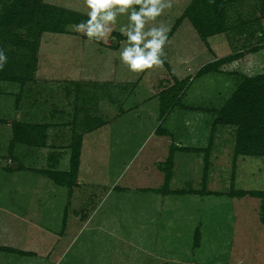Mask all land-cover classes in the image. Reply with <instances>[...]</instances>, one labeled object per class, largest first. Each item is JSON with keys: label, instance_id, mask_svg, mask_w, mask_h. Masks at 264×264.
Returning <instances> with one entry per match:
<instances>
[{"label": "rangeland", "instance_id": "374dc122", "mask_svg": "<svg viewBox=\"0 0 264 264\" xmlns=\"http://www.w3.org/2000/svg\"><path fill=\"white\" fill-rule=\"evenodd\" d=\"M43 1L85 12L83 0ZM190 1L146 25L165 27L168 43L163 64L139 74L118 59L127 14L106 43H86L78 23L44 32L27 82L16 77L30 52L9 40L25 26L0 28V74L22 71L0 78V264H264V196L236 195L264 190V157L235 154V125L212 126L237 73L264 71V48H249L264 44V3H231L236 28L204 38L182 16ZM86 70L97 80L74 73ZM17 123L38 125L45 144H13ZM79 136L82 162L58 184L46 172L69 169Z\"/></svg>", "mask_w": 264, "mask_h": 264}, {"label": "trees", "instance_id": "16d2710c", "mask_svg": "<svg viewBox=\"0 0 264 264\" xmlns=\"http://www.w3.org/2000/svg\"><path fill=\"white\" fill-rule=\"evenodd\" d=\"M240 0H191L186 7L183 17H187L195 29L202 37L214 35L230 29H235L236 26L228 22V6ZM262 5L264 0H260ZM139 8V6L135 5ZM263 7V6H262ZM85 12L61 7L59 5L47 3L43 0H0V28L10 26V28H20L21 21L25 26L24 34L13 32L12 38L8 36L10 42L21 48L22 52L29 51L31 60H22L23 77H16V81L27 82L34 80L33 73L37 68V51L41 37L44 32L65 33L67 26L71 23H80L86 21ZM259 36H262L259 31ZM251 51H256L264 48V44H256L249 47ZM243 51L230 55L212 64L204 65L201 73L222 62L234 60L242 56ZM26 56V55H25ZM33 56V57H32ZM24 57V56H23ZM227 59V60H226ZM16 71L21 73L20 68ZM8 71L0 74V78L15 80L13 74ZM26 72V73H25ZM240 77L236 88L226 99L220 109L215 111V118L212 126L216 124H232L236 126L234 152L237 155L243 156H263L264 157V71L254 75H246L237 73ZM174 104L181 105L182 103L176 99ZM165 112V109H162ZM92 125L88 127L90 130ZM44 130L38 125H27L17 123L13 127V144L22 142L34 146H43L45 143ZM72 145L69 159V169L67 171L54 170L46 172V175L54 182L64 185L68 184L67 176H74L80 163V141L79 136ZM17 161V160H16ZM19 162V161H17ZM206 163V162H205ZM207 164V163H206ZM172 165V157H168L166 169L169 170ZM206 165L204 169H206ZM11 169H18L17 166H11ZM204 182L206 172L204 173ZM169 179V173L166 175V181ZM203 182V183H204ZM249 194L252 196H264V190H238L236 195Z\"/></svg>", "mask_w": 264, "mask_h": 264}, {"label": "clouds", "instance_id": "9594fccd", "mask_svg": "<svg viewBox=\"0 0 264 264\" xmlns=\"http://www.w3.org/2000/svg\"><path fill=\"white\" fill-rule=\"evenodd\" d=\"M86 21L74 26L75 31L87 37L86 43L107 40L111 25L119 14H127L129 23L120 28L126 40L122 42L119 62L131 73H143L163 64L164 48L168 43L167 29L163 26L146 29L162 13L172 7V0H83ZM134 5L139 8L133 7ZM7 62L0 50V69Z\"/></svg>", "mask_w": 264, "mask_h": 264}, {"label": "crops", "instance_id": "0c3cea01", "mask_svg": "<svg viewBox=\"0 0 264 264\" xmlns=\"http://www.w3.org/2000/svg\"><path fill=\"white\" fill-rule=\"evenodd\" d=\"M53 33V32H52ZM53 34H60V33H53ZM61 34H64V33H61ZM63 57H65V56H63ZM66 58V57H65ZM80 62H84V63H88V59L87 58H81L80 60H79ZM89 71H91V72H89ZM75 73V75L76 74H79V76L82 78V77H86L87 79L86 80H93V81H96L97 80V78L96 77H93L94 75H95V73H94V70H86L85 72H83V71H76V72H74ZM97 73V72H96ZM89 75V76H88ZM91 75V76H90ZM103 126H106V125H104L103 124ZM103 126H100V127H103ZM107 127H109L110 129L112 128L111 127V125H107ZM96 129H99V127L98 128H96ZM96 129H93L92 131H90V132H93V131H96ZM111 130H113V129H111ZM94 133V132H93ZM101 133V132H100ZM154 133H156V132H154ZM104 135V134H103ZM90 136H92L91 134H90ZM101 136L102 135H98V137H99V139H101ZM107 138H108V136H106ZM83 141H84V138H83ZM85 142V144H87V142L86 141H84ZM83 147L85 148V146H84V144L82 145V151H81V155H80V162H82V158H83V153H85V151H84V149H83ZM92 148V147H91ZM89 151V149L87 148L86 149V152H88ZM93 152V151H92ZM94 154L93 155H90V159H92V157L94 158ZM23 251H25V250H23Z\"/></svg>", "mask_w": 264, "mask_h": 264}]
</instances>
